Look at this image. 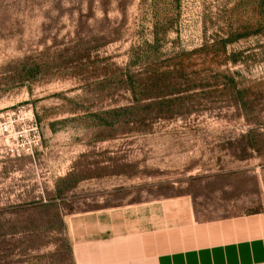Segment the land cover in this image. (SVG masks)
<instances>
[{
	"label": "rangeland",
	"instance_id": "1",
	"mask_svg": "<svg viewBox=\"0 0 264 264\" xmlns=\"http://www.w3.org/2000/svg\"><path fill=\"white\" fill-rule=\"evenodd\" d=\"M235 31L234 63L201 48ZM155 39L141 49L188 53L197 76L175 115L141 128L108 113L130 105L112 74ZM225 70L244 105L214 77ZM0 122V264H80L104 208L184 197L197 220L264 212V12L258 0H0Z\"/></svg>",
	"mask_w": 264,
	"mask_h": 264
},
{
	"label": "crops",
	"instance_id": "2",
	"mask_svg": "<svg viewBox=\"0 0 264 264\" xmlns=\"http://www.w3.org/2000/svg\"><path fill=\"white\" fill-rule=\"evenodd\" d=\"M166 204L173 211L178 208V223L163 226L169 216ZM195 217L184 197L92 211L90 237L81 243V252L76 242V253H81L78 262L264 264V212L206 220Z\"/></svg>",
	"mask_w": 264,
	"mask_h": 264
},
{
	"label": "trees",
	"instance_id": "3",
	"mask_svg": "<svg viewBox=\"0 0 264 264\" xmlns=\"http://www.w3.org/2000/svg\"><path fill=\"white\" fill-rule=\"evenodd\" d=\"M258 6L264 12V0H258ZM238 36L239 34L236 31L228 32L226 37L214 39L212 43H205L206 45H202L201 48L212 49L213 56L219 55L215 49L221 48L223 58L220 61L230 59L234 63L235 53L227 55L226 47L236 40ZM156 42V39L152 44L145 42L138 46L137 50H131L132 53L131 51L130 53L132 55L124 70L118 69L116 73L112 74V78L115 80V87L121 85L129 93L130 105L114 107L108 113L113 118L123 115L126 122L132 126L148 128L149 124H146L145 120L169 119L172 115H175L190 96L191 93H188L189 87L193 84V77L197 76V72L190 69L192 62L188 53L185 55L178 54L160 61L155 53L149 52L144 48L141 49L143 46L147 49H152ZM194 51H199V49ZM151 56L152 60L145 63L137 71L132 72L128 68L135 61L150 58ZM234 73L236 72L225 70L216 73L214 77L221 79L222 88L231 99L238 104L244 105L245 101H242V98L246 90L237 87V81H235L233 76ZM206 75L209 76L208 72ZM106 123L110 122L106 121Z\"/></svg>",
	"mask_w": 264,
	"mask_h": 264
},
{
	"label": "built area",
	"instance_id": "4",
	"mask_svg": "<svg viewBox=\"0 0 264 264\" xmlns=\"http://www.w3.org/2000/svg\"><path fill=\"white\" fill-rule=\"evenodd\" d=\"M10 131V125L5 122H0V134L8 133Z\"/></svg>",
	"mask_w": 264,
	"mask_h": 264
}]
</instances>
